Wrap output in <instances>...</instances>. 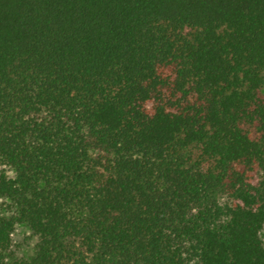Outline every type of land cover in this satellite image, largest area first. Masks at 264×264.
I'll return each mask as SVG.
<instances>
[{
	"label": "trees",
	"instance_id": "obj_1",
	"mask_svg": "<svg viewBox=\"0 0 264 264\" xmlns=\"http://www.w3.org/2000/svg\"><path fill=\"white\" fill-rule=\"evenodd\" d=\"M0 198V264H264V0H0Z\"/></svg>",
	"mask_w": 264,
	"mask_h": 264
},
{
	"label": "rangeland",
	"instance_id": "obj_2",
	"mask_svg": "<svg viewBox=\"0 0 264 264\" xmlns=\"http://www.w3.org/2000/svg\"><path fill=\"white\" fill-rule=\"evenodd\" d=\"M10 200L0 198V214H9L7 208ZM38 241V236L33 234L30 227L24 223L18 224L13 233V250L16 257H30L35 250V244Z\"/></svg>",
	"mask_w": 264,
	"mask_h": 264
}]
</instances>
